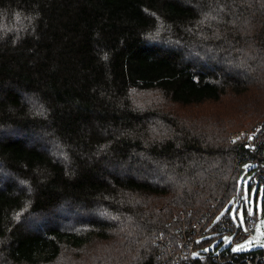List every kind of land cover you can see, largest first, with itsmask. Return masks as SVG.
<instances>
[{
    "label": "trees",
    "instance_id": "16d2710c",
    "mask_svg": "<svg viewBox=\"0 0 264 264\" xmlns=\"http://www.w3.org/2000/svg\"><path fill=\"white\" fill-rule=\"evenodd\" d=\"M248 86L264 94V0H0V264L264 255L206 249L236 229L228 134L264 107L240 126L186 111Z\"/></svg>",
    "mask_w": 264,
    "mask_h": 264
},
{
    "label": "rangeland",
    "instance_id": "374dc122",
    "mask_svg": "<svg viewBox=\"0 0 264 264\" xmlns=\"http://www.w3.org/2000/svg\"><path fill=\"white\" fill-rule=\"evenodd\" d=\"M203 21V20H202ZM164 31V25L160 26L155 30V33H162ZM156 35V34H155ZM159 38V37H158ZM162 41H164L162 39ZM165 43V42H163ZM169 44V43H168ZM192 57L198 58V54L188 52ZM200 58V57H199ZM254 100V101H251ZM259 104V105H257ZM257 105V106H256ZM256 106V107H255ZM257 107H264V94L262 95L260 91H256L252 86H248L247 89L238 95H229L228 93L222 96V98L219 101L216 102H208L200 107H186V111L192 112L197 108L203 109V112H205L207 115L212 116L213 118L217 119H228L230 117L237 116L236 113L239 110L240 115L237 116V124L236 126L245 125L248 122L255 119L254 117H247L246 120V112H249L250 109H254ZM250 113V112H249ZM261 121H255L248 127H240L237 129H234L230 131L228 134V140L231 132L233 134L241 129L250 128L253 125H257ZM42 143L49 148L51 151H53L56 156L64 158V152L63 149H58V145L52 142L51 140H43ZM51 153V154H54ZM246 168H249L250 165H245ZM249 179L248 176L245 178H242L241 176L238 177L236 185L237 189L241 188L240 193V199L239 200H228L225 205L223 206V210H226L228 213L230 219H232L236 224H240L242 228L246 229L249 224L253 223V226L249 228L248 232L244 235L253 233L252 235L246 236L241 241L231 243L232 237L230 233H216L212 239L207 243L206 249L208 250H215L217 248L223 247L225 245H228L231 243V249L233 250L239 245H244V248L242 250H248L251 248H256L258 246L264 245V219L261 220H255L253 221V213L255 212L256 218L261 216V199H262V186H258L256 191V185L251 184V186H248ZM256 193V198H255ZM247 212V213H246ZM245 213V214H244ZM242 217V219H241ZM249 218L251 220H249ZM248 241H251V243H248ZM102 246V244H101ZM86 248L80 249V250H72L71 253L74 256H81L83 255ZM79 251H82L83 253H78ZM240 251V250H239ZM91 254V251H87L84 253V255L87 257V260L89 259Z\"/></svg>",
    "mask_w": 264,
    "mask_h": 264
},
{
    "label": "built area",
    "instance_id": "2783aa9c",
    "mask_svg": "<svg viewBox=\"0 0 264 264\" xmlns=\"http://www.w3.org/2000/svg\"><path fill=\"white\" fill-rule=\"evenodd\" d=\"M229 141L231 143L238 144L241 146L242 151L236 156L235 163L239 168H242L246 176H248L249 182L255 184L257 187L262 186L264 189V121H261L257 125H253L250 128L241 129L233 134L231 132L229 136ZM250 165L246 168L245 165ZM249 220H251L249 218ZM222 223H225L223 221ZM235 224V231L230 234L232 237L231 243L241 241L248 235L254 236L253 233L244 236L250 227L244 229L240 224ZM195 227V223L192 224ZM231 243L227 245L228 251H233L231 249ZM216 256L214 259L216 261H221L220 253L215 252ZM249 264H264V255H259L254 261H248Z\"/></svg>",
    "mask_w": 264,
    "mask_h": 264
},
{
    "label": "snow or ice",
    "instance_id": "6c2138e0",
    "mask_svg": "<svg viewBox=\"0 0 264 264\" xmlns=\"http://www.w3.org/2000/svg\"><path fill=\"white\" fill-rule=\"evenodd\" d=\"M241 219H242V217H241ZM248 243H251V241H248ZM261 246H264V245H261ZM243 248H244V245H239L236 248H234L233 251H239V250H242Z\"/></svg>",
    "mask_w": 264,
    "mask_h": 264
},
{
    "label": "water",
    "instance_id": "95a60500",
    "mask_svg": "<svg viewBox=\"0 0 264 264\" xmlns=\"http://www.w3.org/2000/svg\"><path fill=\"white\" fill-rule=\"evenodd\" d=\"M242 171H243V169L242 168H239L238 169V175L241 176L242 178H245L246 175Z\"/></svg>",
    "mask_w": 264,
    "mask_h": 264
},
{
    "label": "bare ground",
    "instance_id": "6f19581e",
    "mask_svg": "<svg viewBox=\"0 0 264 264\" xmlns=\"http://www.w3.org/2000/svg\"><path fill=\"white\" fill-rule=\"evenodd\" d=\"M212 216V215H211Z\"/></svg>",
    "mask_w": 264,
    "mask_h": 264
}]
</instances>
